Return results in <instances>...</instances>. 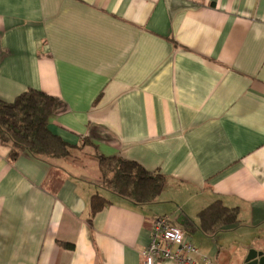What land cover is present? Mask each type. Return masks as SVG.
I'll use <instances>...</instances> for the list:
<instances>
[{"label":"crops","instance_id":"crops-1","mask_svg":"<svg viewBox=\"0 0 264 264\" xmlns=\"http://www.w3.org/2000/svg\"><path fill=\"white\" fill-rule=\"evenodd\" d=\"M30 88L58 97L50 130L89 139L93 162L136 161L167 183L136 205L80 153L10 161L0 140V264H142L160 215L200 260L264 251V0H0V99ZM96 193L111 203L90 225ZM216 200L239 221L209 235L198 213Z\"/></svg>","mask_w":264,"mask_h":264},{"label":"trees","instance_id":"trees-1","mask_svg":"<svg viewBox=\"0 0 264 264\" xmlns=\"http://www.w3.org/2000/svg\"><path fill=\"white\" fill-rule=\"evenodd\" d=\"M58 104V97L35 88L26 90L11 102L0 99V140L11 145L10 161H15L25 151L45 161L65 159L75 152L85 151L86 146L92 144L86 137L82 144H71L50 130L49 118ZM95 156L106 189L133 204L155 202L166 186L167 179L162 174L149 172L136 161L107 157L98 152ZM110 203L98 193L91 197L90 225L94 215ZM198 216L204 232L214 235L222 226L239 221V208L227 207L216 200ZM61 244L72 247L69 243Z\"/></svg>","mask_w":264,"mask_h":264},{"label":"built area","instance_id":"built-area-1","mask_svg":"<svg viewBox=\"0 0 264 264\" xmlns=\"http://www.w3.org/2000/svg\"><path fill=\"white\" fill-rule=\"evenodd\" d=\"M215 264L209 256L200 260V249L191 236L170 218L160 215L155 218L151 241L142 253V264Z\"/></svg>","mask_w":264,"mask_h":264},{"label":"rangeland","instance_id":"rangeland-1","mask_svg":"<svg viewBox=\"0 0 264 264\" xmlns=\"http://www.w3.org/2000/svg\"><path fill=\"white\" fill-rule=\"evenodd\" d=\"M77 153L81 154V157H80L81 160H83V162L86 163L85 164L86 165L85 168L87 170H89L90 173L95 174V176L98 175L97 176L98 179L102 181L101 174H100L99 169H98V165H97V163L93 162V160H92L93 159L92 154H89V152H85V151H83V152L78 151ZM97 188H98L97 191H100L102 193H104L106 191L105 189L103 190L102 187H100V186H97ZM235 250L236 249H232L231 253H234Z\"/></svg>","mask_w":264,"mask_h":264},{"label":"water","instance_id":"water-1","mask_svg":"<svg viewBox=\"0 0 264 264\" xmlns=\"http://www.w3.org/2000/svg\"><path fill=\"white\" fill-rule=\"evenodd\" d=\"M243 264H264V251L250 249Z\"/></svg>","mask_w":264,"mask_h":264}]
</instances>
